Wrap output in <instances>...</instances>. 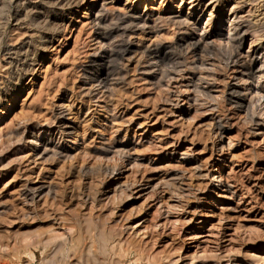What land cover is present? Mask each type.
Wrapping results in <instances>:
<instances>
[{"label":"rangeland","instance_id":"374dc122","mask_svg":"<svg viewBox=\"0 0 264 264\" xmlns=\"http://www.w3.org/2000/svg\"><path fill=\"white\" fill-rule=\"evenodd\" d=\"M60 1L0 0V264H264V97L250 109L254 123L226 90L239 84L245 102L251 86L264 90V0H217L237 5L247 20L240 50L257 48L263 78L237 82L222 62L204 57L217 67L214 78L197 81L208 95L195 91L190 79L204 71L176 40L233 25L207 26L212 6L193 31L158 22L154 36L124 33L135 44L143 35L145 43L173 45L159 72L144 70L138 52L95 59L88 8L98 0ZM197 1L204 0L105 3L154 19L191 17ZM61 13H69L64 26ZM117 20L107 27L123 26ZM43 36L53 40L42 43ZM121 39L115 32L101 43L111 49ZM103 63L105 88L88 82ZM59 117L81 133L77 151L71 135L56 134L38 154L14 135L23 127L40 133Z\"/></svg>","mask_w":264,"mask_h":264},{"label":"bare ground","instance_id":"6f19581e","mask_svg":"<svg viewBox=\"0 0 264 264\" xmlns=\"http://www.w3.org/2000/svg\"><path fill=\"white\" fill-rule=\"evenodd\" d=\"M55 1H57V3L59 4L61 3L60 0H55ZM105 1L106 0H98L92 3V5L88 8L92 13L91 23L93 22V25H95V32H94L95 38L99 42L97 43L98 47L96 48L94 54V56H96L95 59L104 61V58L112 57V54L117 57L118 56L124 57L131 53L138 52L140 54L139 55L140 58L142 59L143 65H146L145 67H143L144 70H151V68L152 69L156 68V70H158L159 72H165L166 70H164L163 68L164 66H162V63L168 60L169 57L168 50L173 45L166 46V44H161V42L157 41V39H154V41L150 40L151 42L145 43L144 41L145 36L143 37V35H140L141 37L136 36L137 44H135L133 43L135 39L134 40L129 39L130 37L126 35L129 36L133 35L136 30H140L142 34L145 33L144 35L148 36L152 34V36H154V34H157L159 32L160 25L158 24V22L164 24H173V25L176 24L179 26H185L186 29L189 30L190 28V30L193 31L197 28L198 22L201 20L200 18L201 12L206 10L208 7L212 6L211 7L212 10L209 13L210 18L206 20L207 26L212 24L211 22L212 19H214V22H218L219 24L221 23V21L227 20L233 23V25L229 26L228 28H225L226 30H224L220 26H216L211 32L204 30L195 35L193 32L187 31L182 35H180V37L176 40V44H177L176 46L180 47L181 49L180 51H183L185 55H190L191 57V61L189 60L190 65H192L193 68L197 67L196 69L199 68L200 71H204V72H199L198 77L194 76L193 80L190 79V82L191 84H193L195 91L199 90L207 95L209 94V90L207 88L205 89V87L203 88L199 84L200 82L197 83V81H200L203 77L214 78L212 77L213 76L212 73H214V71L217 68V67L215 68L216 65L214 66V64H216L214 62L215 60L212 61L214 62L213 64L210 62V65L213 66H208L209 63L206 64V60H205L206 58L204 57L210 56V58L213 57L216 60L218 59L220 63L222 62L223 66L226 69H230L233 72L232 77H234L235 81L237 82L240 80L241 81L244 80L246 82L253 81L254 83H256V81L260 80V78L263 76L262 72L259 69L258 70L255 69L258 63L257 62L258 58L256 57L257 48L251 47L250 45L249 50L244 54L240 50L241 45L244 43L243 42L244 37L242 35L244 33L245 34L247 33L246 31L248 26L245 23L247 20L244 21L243 16L235 13L238 7L237 5L229 4L230 2H224V1L218 2L217 0H215L214 2H212V0L197 1L196 4L193 6L194 8L191 9L192 11H194L193 16H191L192 18L185 15H184L185 17H183L181 13L176 12L174 13L173 16H170V14L163 15L159 13L156 18L152 19L153 17L151 14L148 13L140 14L139 11H137L136 9L132 11L127 10L123 12H121L122 10L120 9L119 12H116L112 7L111 8L107 7L108 5L105 3ZM88 9L86 11L87 15L89 13ZM36 12L38 13V11ZM65 15L69 16V13L56 14L62 26L65 25L67 20ZM113 19H118L119 21H121L120 24L123 26L114 25L113 27H109V26L107 27L108 24L106 22L112 21ZM115 32L121 35L122 39L114 46L111 44L113 46L111 49L110 47L106 48L104 46L105 43L104 44L101 43L102 40H106V41L110 40L111 38H113ZM124 33H126V35H124ZM42 39L43 40H41V42L46 44L50 43L53 40V38L45 37V36H43ZM107 70L108 67L105 65V63H103L102 67L99 68L98 71H96V74H94L91 78L88 79V82L91 84L95 82L96 85H98L99 87L105 88L106 84L110 80L109 72H107ZM216 73L217 72H215L214 74ZM260 86L254 85L250 87L251 93H253L254 97L251 94L250 98L251 97L252 98L249 99L247 102H245L246 97H243V94L241 92L243 90H241L239 84L237 83L228 84L226 89L228 92L229 101L236 106H240L241 108L246 107L247 116L249 115L250 121L254 123L258 122V120H256L254 118V115L251 114L252 112L250 111V109L252 106H254L253 103L254 101H259V99L261 98L263 99L264 97V90H262ZM223 123L224 122H222L221 120H218L215 123L217 135L219 134L221 136V134L223 133V129L225 126L223 125ZM15 134L20 135L21 137L24 136L23 138L26 139L25 143L26 146L28 147V150H32V152H34L35 154L46 152L47 149L50 148L49 146L53 144L54 136L56 134H59L61 136L71 135L73 139L71 144L74 145L72 147V151H77V147L79 145L77 144V138L81 136V133L77 130L75 123L72 124L70 121L60 117L59 119H57V124L55 126H49L40 133L34 131L33 127H28L27 129L23 127V129L21 130L20 129L16 130L14 132V135ZM64 154H66V151H64ZM182 155L185 157L186 160H188L189 157H191L186 153L184 154L182 153ZM218 170L217 173L216 172L212 173L213 179L211 182L214 185H218V178L220 176L218 175L219 173ZM114 172L115 170L109 171L110 174H114ZM42 189H43L42 186H37L33 188V193L39 194L42 191ZM24 253L28 256L29 259L33 258V253L31 251H24ZM52 263H53L52 260H49L48 264H52Z\"/></svg>","mask_w":264,"mask_h":264}]
</instances>
